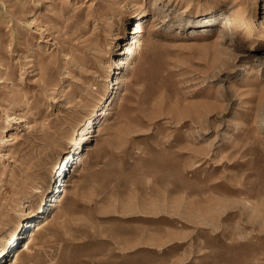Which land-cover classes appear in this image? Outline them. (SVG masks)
I'll list each match as a JSON object with an SVG mask.
<instances>
[{"label": "rangeland", "instance_id": "obj_1", "mask_svg": "<svg viewBox=\"0 0 264 264\" xmlns=\"http://www.w3.org/2000/svg\"><path fill=\"white\" fill-rule=\"evenodd\" d=\"M0 82V264H264V0H0Z\"/></svg>", "mask_w": 264, "mask_h": 264}, {"label": "bare ground", "instance_id": "obj_2", "mask_svg": "<svg viewBox=\"0 0 264 264\" xmlns=\"http://www.w3.org/2000/svg\"><path fill=\"white\" fill-rule=\"evenodd\" d=\"M143 31V29H142V27L140 26V24H138V26L136 27V28H134L133 29V31L131 32V34H133V35H135V34H138V33H141ZM133 39V38H132ZM251 45H254V43H252ZM137 48H139L140 49V44H138L137 45ZM137 50V49H136ZM131 52H132V50H131V48L130 47H126V52H124L123 53V55L125 56L126 55V57L125 58H122V59H119V65L120 66H122V65H124V67L123 68H125V67H127L128 65H129V62H128V59H127V56L128 55H130L131 54ZM43 65V64H42ZM48 65L47 64H45L44 65V69H48ZM40 69V68H39ZM117 69H119V66H118V68ZM1 83V82H0ZM118 85L119 84V82H118V78H116L115 79V83L113 84V85ZM111 97V100H110V104L108 105L109 107H108V109H107V117H108V115H109V110H110V108H111V106L113 105V103L115 102V98H116V92H114L113 94H111L106 100H105V102L109 99ZM72 100V99H71ZM67 101V100H66ZM104 102V103H105ZM70 103V102H69ZM23 104H26L25 102L23 103ZM106 117V118H107ZM106 118L102 121V123H104L105 121H106ZM19 121H23V119H20ZM101 123V124H102ZM100 124V125H101ZM100 125L98 126V127H100ZM25 126H26V124H25ZM27 127V126H26ZM51 126H48V127H43V126H41V128H42V137H41V139H43V140H46V139H48V138H50L51 136H53L54 135V131H51V128H50ZM97 127V128H98ZM82 131H84V129L82 130ZM81 131V132H82ZM95 132V131H94ZM78 135V134H77ZM80 135V139L78 140V141H81L80 142V144H82V143H84L85 141H87L89 138L87 137V135H89V132H87V133H84V134H82V133H80L79 134ZM78 135V136H79ZM93 137V135H91V138ZM76 146V145H75ZM74 149H75V147H74ZM67 157H68V159H71L72 157H73V155H67ZM76 157H79V153L76 155ZM20 160V159H19ZM83 163V156L81 155V157H80V161H79V163H78V166H80L81 164ZM18 165V164H17ZM21 165L22 164H20V167L18 168V169H20L21 171H23V168L21 167ZM77 166V167H78ZM77 167H76V169H77ZM23 175L24 176H26L25 175V173L23 172ZM34 175V174H33ZM22 176V175H21ZM31 176V175H30ZM12 177H15V173H14V175H12ZM16 178V177H15ZM24 182V181H23ZM27 183H29V182H26L25 181V183H24V185L25 184H27ZM21 185V187H23V185L22 184H20ZM63 191H64V193L66 192L64 189H63ZM57 202V201H56ZM57 206H55L54 205V208H56ZM29 219V218H28ZM50 221L51 220H49L48 218H45L44 220H42L41 222H39L38 224H35L33 227H32V229H31V231H30V236H28V239H30V241L25 245V248H28L29 247V244L37 237V235L40 233V231L44 228V227H46V226H48L49 224H50ZM19 226L20 225H22V222H20L19 224H18ZM6 256V254L4 253V252H0V259H2L3 257H5ZM19 258V254H15V259H14V261H16L17 259Z\"/></svg>", "mask_w": 264, "mask_h": 264}]
</instances>
